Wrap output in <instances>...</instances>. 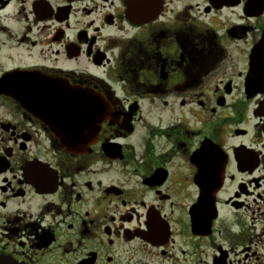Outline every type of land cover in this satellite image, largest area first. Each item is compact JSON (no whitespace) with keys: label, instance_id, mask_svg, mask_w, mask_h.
<instances>
[{"label":"flooded vegetation","instance_id":"1","mask_svg":"<svg viewBox=\"0 0 264 264\" xmlns=\"http://www.w3.org/2000/svg\"><path fill=\"white\" fill-rule=\"evenodd\" d=\"M9 72L0 259L264 264V0H0Z\"/></svg>","mask_w":264,"mask_h":264},{"label":"water","instance_id":"2","mask_svg":"<svg viewBox=\"0 0 264 264\" xmlns=\"http://www.w3.org/2000/svg\"><path fill=\"white\" fill-rule=\"evenodd\" d=\"M18 73L17 72H9L6 73L2 76V78L0 79V85H8L9 86H13L15 87L18 81ZM9 82L11 84H9ZM0 264H14L13 262L4 260V259H0Z\"/></svg>","mask_w":264,"mask_h":264}]
</instances>
